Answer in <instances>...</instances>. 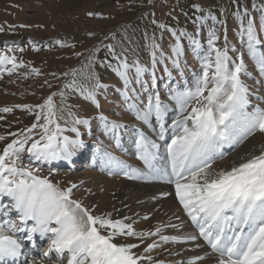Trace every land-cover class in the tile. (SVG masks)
I'll return each mask as SVG.
<instances>
[{
  "label": "snow or ice",
  "instance_id": "snow-or-ice-1",
  "mask_svg": "<svg viewBox=\"0 0 264 264\" xmlns=\"http://www.w3.org/2000/svg\"><path fill=\"white\" fill-rule=\"evenodd\" d=\"M192 7L204 11L199 4ZM243 14L248 15L247 8ZM88 15L98 14L89 12ZM206 18L204 15L197 16L196 22ZM212 19L216 17L212 16ZM219 23L223 26L225 22L220 20ZM159 27L167 29L162 23ZM3 30L0 27V31ZM169 30L176 42L171 47L172 56L167 58L171 59L175 68L180 69L179 58L183 53L181 38L187 36L193 51L197 53L201 43L196 35H189L183 29L179 34L174 29ZM259 33H264V19L257 28L250 18L246 26L241 25L239 36L260 73L264 74V51L260 48L264 40ZM220 38L216 31L210 33L207 42L209 51L202 58V74L196 77L193 87L187 84L182 90L169 87V100L175 102L178 113L177 119L173 120L170 142L165 145L166 158L159 154L161 145L136 125H132L136 156L146 170L127 164L110 151L99 147L96 149L102 166L108 169L110 175L114 171H123L128 179H163L174 185L175 198L195 231L161 234L162 228L180 230L184 227L183 223H169L157 226L154 231L137 232L132 223L125 222L127 217L113 219L111 213L97 215L92 208L73 199L76 184L61 188L49 178L38 175L39 168L19 166L21 153L27 152L38 164L59 159L71 162L77 151L85 147L84 141L80 139V130L75 125L87 126L89 119L76 117L69 112L74 117L71 131L76 133V138L63 135L65 129L58 122L53 99L57 93L53 92L41 104L0 108L3 113H10L14 108L24 109L35 116L30 127L19 133H8L13 139L5 143L0 151V198L10 201L9 204L0 203V213L16 215V219L0 223V264H35L34 260L28 261L26 258L21 262V257L25 256V241L35 245L37 234L40 239L47 238L49 241L48 250L42 255L50 259L55 254L60 264H65V261L66 264H165L163 260L154 261L150 255L134 251L144 243L145 238L155 236H159L161 242L194 243L196 249L205 245L210 249L204 255H194L175 264H202L205 257L212 254L215 255V264H264V146L258 155L242 158V162L230 169L217 171L213 168L214 162L226 155L223 151L226 145L234 147L256 132L264 134V107L252 104L249 87L241 79L242 74L251 73L246 72L242 55L239 62L229 55L226 35L223 47L217 46ZM56 43L62 45L59 40ZM103 47L108 49L107 55L117 62L113 71L123 81L121 94L128 111L153 131L154 119L159 125L157 136L164 140L167 131L165 117L171 105L161 99L158 91L149 92L146 103H137L138 96L129 94L135 93V89L130 88L133 80L141 83L145 92L149 91L148 81L142 80L146 73H150V87L156 88V65L158 59L161 63L165 59L160 45L153 38L151 68L141 64L138 59L130 64L126 55L128 49L122 48L117 53L115 45L111 43ZM100 50V47H94L89 53V65L96 62V53ZM75 55L80 56L81 53L76 52ZM100 63L105 64L106 61ZM0 64H11L12 68L7 69L11 72L17 66H22L23 61L18 64L15 55L0 51ZM108 66L111 67L110 62ZM133 70L134 77L130 75ZM32 71L39 75V69L33 68ZM71 71L75 76L76 70ZM165 71L171 77L167 67ZM68 74L66 72L63 75ZM88 79L91 81L90 87L80 85L73 79L64 88L78 92L86 101L100 108L98 92L108 85L102 83L94 72L89 73ZM59 95L63 98L64 91L59 92ZM98 118L102 122L104 134L114 141L116 148H121V131L128 125L109 119L103 113ZM0 119L4 117L0 116ZM36 129L40 130L38 137L34 136ZM5 140V136H0V141ZM159 161L166 162L161 166ZM162 195L168 196L170 193L164 192ZM118 236L137 237L140 244L116 243L115 238ZM201 240L203 244L198 242ZM158 246L153 240L145 245L144 253Z\"/></svg>",
  "mask_w": 264,
  "mask_h": 264
},
{
  "label": "rangeland",
  "instance_id": "rangeland-1",
  "mask_svg": "<svg viewBox=\"0 0 264 264\" xmlns=\"http://www.w3.org/2000/svg\"><path fill=\"white\" fill-rule=\"evenodd\" d=\"M194 4H199L204 11L194 9L192 7ZM253 5L256 7L254 8ZM245 8L248 10V15L243 14ZM238 9L239 14H237ZM89 12L98 15L89 16ZM201 15L207 18L196 22V17ZM212 16L216 19H212ZM250 18L259 28L261 20L264 19V0H235V2L234 0H151V2L149 0H0V27L4 29L0 31V51L15 55L18 64L23 61L22 66H17L11 72L7 71L12 68L11 64H0V108L18 104H41L47 96L56 92L57 95L53 99L59 117L58 122L65 129L63 135L76 138V133L71 131L74 117L70 116L69 112L76 117L89 119L87 126L75 125L80 130V139L84 141L85 147L77 151L71 162L59 159L38 164L34 157L25 152L21 153L19 166L39 168L38 175L49 178L61 188L76 184L77 187L73 189V199L80 200L86 207L92 208L93 213L97 215L111 213L113 219L128 217L125 222L132 223L137 232L150 231L152 226L148 223L157 221L156 214L162 220L165 219L166 223H171L175 211L170 210L166 214L165 209H173V205L179 206L172 184L163 179H128L123 171H114L110 175L108 169L102 166L100 154L96 149L99 147L110 151L127 164L142 169L143 163L136 156L135 131L132 125L147 129L161 147L170 142L173 120L177 119L178 110L175 102L169 100V87L182 90L185 84L188 87L194 86L196 77L202 74V58L208 54L207 42L212 31H216L221 37L217 41L218 47H223L224 37L227 36L229 55L234 61L239 62V57L243 56L246 72H250L251 75L242 74L241 79L249 87L252 104L264 107V74L260 73L255 61L247 52L246 44L241 43L239 36L241 25L246 26ZM220 20L225 22L223 26L219 23ZM161 23L166 25L167 29H161L159 27ZM169 29L176 30L178 34L183 29L189 35H196L201 43L197 53L193 51L187 36L181 38L183 53L179 58L180 69L175 68L171 59L167 58L172 56L171 47L176 42ZM259 35L264 40V33ZM153 38L155 43L160 45V50L165 56L164 61L161 63L158 59L156 65V88L150 87V73H146L142 80L148 81L149 91L145 92L141 83L133 80L130 88H134L135 93L129 94L138 96L137 103L141 101L146 103L149 92L158 91L165 103L173 105L167 118L165 117L167 131L164 140H160L157 136L159 125L154 119L152 123L155 131L137 121L134 114L128 111L121 94L123 81L113 71L117 62L107 55L108 49L103 47L111 43L115 45L117 53L121 52L122 48L128 49L126 55L130 64L138 59L141 64L151 68L150 53ZM57 40L61 41L63 46L57 44ZM94 47H100L101 50L96 53V62L89 65L87 58ZM260 48L264 51V44L260 45ZM76 52L81 55H75ZM100 61L106 63L101 64ZM108 62L111 63V67L108 66ZM165 67L171 72V77L168 76ZM33 68L39 69V75L32 71ZM73 69L76 70L75 76L72 75ZM66 72L69 74L63 75ZM90 72H94L102 83L108 85L98 92L100 108L86 101L78 92L64 88V85L73 79L80 85L90 87L91 81L88 79ZM130 75L134 77V70ZM61 91L65 93L63 98L59 95ZM101 113L109 119L128 125L121 131V148H116L114 141L104 134L102 122L98 118ZM0 116L4 117L0 119V136L6 137L5 141H0V151L3 150L5 143L13 139L8 133H19L35 121L33 113L19 108H14L10 113L0 112ZM39 132L40 130L36 129L34 136L38 137ZM254 139L260 141L258 146H248L250 140ZM262 146H264V134L256 132L242 144L227 150L222 159L214 162L213 168L217 171L222 168L230 169L231 166L228 165L230 162L258 155ZM245 150L249 151L248 154ZM164 151L165 147L160 150V152ZM164 153L163 156L166 158V152ZM165 162L159 161V164L163 166ZM221 163L224 164L220 167ZM127 187L136 190L139 206V210L131 218L127 214L128 207L124 197V189ZM154 187L162 188V191L168 188L172 198L162 194L157 196L152 192L151 188ZM0 203L9 204L10 201L8 198H0ZM157 206L161 208L159 207L155 212ZM145 216L148 218L144 219ZM8 219L14 220L16 215L0 213V223ZM186 220L192 228L190 231L194 232V226L187 216ZM8 234L12 235L10 232ZM153 240L159 246L144 253L145 245ZM115 242L140 244L137 237L118 236ZM25 244L26 247L23 249L25 256L21 257V262L26 258L28 261L34 260L35 264H60L55 254L50 259L42 255L48 250L47 238L40 239L37 234L35 245L27 241ZM180 244L182 243L161 242L159 236L147 237L134 251L138 254L150 255L154 261L163 260L165 264L186 261L195 253L204 255L205 252H210L205 245L206 251L190 252L191 255L189 253V257L185 258L188 248L184 245L188 243H183V247ZM205 258L207 259L202 264H215L214 254Z\"/></svg>",
  "mask_w": 264,
  "mask_h": 264
},
{
  "label": "bare ground",
  "instance_id": "bare-ground-1",
  "mask_svg": "<svg viewBox=\"0 0 264 264\" xmlns=\"http://www.w3.org/2000/svg\"><path fill=\"white\" fill-rule=\"evenodd\" d=\"M170 104V103H169ZM171 105V107H170V110L173 108V105L172 104H170ZM169 110V111H170ZM169 113V112H168ZM167 118V117H166ZM169 118V117H168ZM143 129V128H142ZM144 131L149 135V136H151V138L153 139V137H152V135L148 132V130L147 129H145L144 128ZM249 141V140H248ZM260 143V141L258 140V139H254V140H250V142H249V144H248V146H251V145H256V146H258V144ZM162 144V143H161ZM163 147H165V146H162L161 147V149L160 150H162V148ZM233 147H229V146H225V148L223 149V151L226 153L227 152V150H231ZM252 151V150H251ZM165 152V151H164ZM164 152H160L159 154L161 155V156H163V154H165ZM245 152H247V154H248V150H245ZM244 155V154H243ZM164 157V156H163ZM240 157V156H239ZM240 162H242V158H239V159H237V160H234L233 162H230L228 165L229 166H233L234 164H239ZM159 163V162H158ZM222 164H224V163H221V165H220V167L221 166H223ZM144 167V166H143ZM142 169H144V168H142ZM141 169V170H142ZM157 180V179H156ZM174 186V185H173ZM170 188V187H169ZM173 188V187H172ZM152 189V192L154 193V194H156L157 196H161V194L163 193V192H167V193H170V190H168V188H166V189H164L163 191L161 190V189H159V187H154V188H151ZM174 189V188H173ZM124 191L126 192H124V197L126 198V202H127V214L129 215V218H131V216L135 213V212H137L138 210H139V206H138V201L136 200V196H137V192H136V190L135 189H132V188H129V187H127V188H125L124 189ZM168 198H172V194H170V195H168L167 196ZM160 206H157L156 208H155V212L158 210V208H159ZM180 207V208H179ZM161 208V207H160ZM177 208H179V209H177ZM170 210H172V211H175V213H174V220H172V224H181V223H183V225H184V227L182 228V229H180V230H177V229H173V228H162V231H161V234H165V235H176V234H179V233H188V232H191L190 231V229H192V228H190V225H189V223H188V221L186 220V214L184 213V211H183V208H182V206H177V205H173V209L172 208H169V209H165V213L166 214H168V212L170 211ZM177 217H179V220H177ZM128 218V217H127ZM156 218H157V221H150L149 223H148V225L149 226H152L151 227V230L150 231H154L155 230V228L157 227V226H159V225H161V224H168V223H166L165 222V219L164 220H162L161 219V217H159V216H157V214H156ZM193 227V226H192ZM167 231V232H166ZM202 241V240H201ZM201 241H198L199 243H201V244H203ZM146 244V243H145ZM144 244V245H145ZM183 244V243H182ZM182 244H180V245H182ZM178 245V244H177ZM184 245V244H183ZM183 245H182V247H183ZM185 247H187L188 249H186V253H187V256L185 257V258H188L189 256H188V254L191 252H197V253H199V252H202V251H206V248L205 247H203V248H201V249H196L195 248V245H194V243H188V244H185L184 245ZM143 247V246H142ZM191 253L189 254V255H191ZM205 254V253H204ZM195 255H197L196 253H195ZM206 259L207 258H205L204 259V261L203 262H205L206 261Z\"/></svg>",
  "mask_w": 264,
  "mask_h": 264
}]
</instances>
